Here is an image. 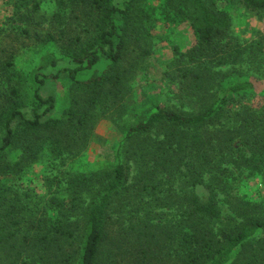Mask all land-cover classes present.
Returning <instances> with one entry per match:
<instances>
[{
	"label": "trees",
	"instance_id": "trees-1",
	"mask_svg": "<svg viewBox=\"0 0 264 264\" xmlns=\"http://www.w3.org/2000/svg\"><path fill=\"white\" fill-rule=\"evenodd\" d=\"M55 1L50 15L41 14L39 0L15 2L17 13L23 9L21 30L29 37L32 29H39L36 39L50 46L24 80L31 89V102L24 85L12 81V62L0 66L9 75V92L0 100V244L14 258L8 264H264V215L254 202L239 198L230 203L234 213L226 215L215 183V179L227 182L221 179L228 172L222 158L236 138L248 141L252 135L258 144L264 143V108L262 116L252 113L230 129L225 140L207 133L212 125L222 131L221 121L234 97L255 85L249 77L219 85L212 79L211 68L241 63L244 49L230 41L228 21L204 0H187L195 6L199 24L196 47L182 56L189 55L190 63L196 64L181 72L198 108L186 113L151 106L124 136V140L148 141H137L125 156L118 149L113 167L87 179L94 185L93 190L88 186L93 192L88 203L85 195H76L74 186L65 187L58 175L57 188L42 207L26 202L2 181L1 177L19 173L44 153L61 158L79 154L96 122L122 98L127 86L123 60L128 38L140 21L142 0ZM242 1L251 9L264 10V0ZM71 27L88 33H72ZM102 61L108 64L100 75L79 79L81 72ZM62 75L86 92L56 115L52 112L56 98L43 95L42 89ZM256 151L264 155L259 146ZM13 153L15 161L9 159ZM166 185L167 190L179 186L184 195L178 197L184 202L178 219L182 228L169 235L165 247L156 244L152 223L163 217L164 211L155 206L165 204ZM77 209L86 216L82 231L70 221ZM115 223L120 225L116 232Z\"/></svg>",
	"mask_w": 264,
	"mask_h": 264
},
{
	"label": "rangeland",
	"instance_id": "rangeland-1",
	"mask_svg": "<svg viewBox=\"0 0 264 264\" xmlns=\"http://www.w3.org/2000/svg\"><path fill=\"white\" fill-rule=\"evenodd\" d=\"M39 1L41 14L50 15L56 9L55 0ZM15 2L17 0H0V66L12 62L9 68L12 81H15L16 85H24L26 97L31 102V89L24 80L38 64L42 53L50 46L36 39V34L41 33L39 29H32L29 37L21 30L20 27L24 25L20 21L23 9L17 13ZM204 2L228 21L227 36L231 42L244 49L241 63L211 68L210 74H214L212 79L219 85L239 76L249 77L255 85L252 90L234 97L235 101L228 106L227 114L221 121L224 124L222 131H217L218 125L209 127L212 132L207 133L225 140L231 135L229 130L246 118L252 117V113L262 116L264 10L251 9L242 0ZM140 10V21L136 23V29L128 38L123 60V66L129 74L125 92L122 98L105 112L106 116L96 122L86 148L79 154L66 158L49 152L44 153L39 160L24 166L19 173L12 172L1 177L3 182L23 195L26 202H36L42 207L52 196V191L57 188L54 177L58 175L65 187L74 186L77 190L76 195H85L88 203L93 192L88 190L90 181L87 179L113 167L118 149L125 156L128 149L137 141H148L143 137L124 140V136L127 127L142 120L151 106L164 105L186 113L198 108L191 102L185 87L187 83L181 77L182 69L196 64L190 63L189 55L182 56L196 47V28L199 23L195 6L187 0H142ZM37 16L41 18L38 12ZM39 18L35 17L34 20ZM70 30L72 33H88L84 28L71 27ZM107 64L106 61H102L93 69L81 72L79 79L87 80L100 75ZM8 83V73L0 69V100L9 92ZM85 92L82 85L66 75L50 79L42 89L43 95H52L56 98V107L52 111L56 115H61L75 99L84 96ZM247 137L248 141L236 138L232 149L222 158V164L228 167V172L222 174L221 179L228 183L222 184L219 179H215L216 185L220 187L223 211L226 215L234 213L230 203L235 202L237 198L251 200L257 205L258 213L264 215V155H259L256 151L258 146L264 149V143L258 144L252 135ZM9 159L15 161V154H10ZM231 177L235 181H231L229 179ZM165 188L164 194L167 196L164 198L165 204L155 206L159 212L164 211L163 217L152 223V231L156 233L158 239L156 244L166 247L170 244L169 235L182 228L178 219L183 211L181 206L184 199L178 197L183 194L179 186L177 190H167L168 185ZM89 189H94L93 183ZM200 193L204 195V192ZM85 217L84 211L77 209L70 215L72 227L78 226L82 231ZM119 228V223L112 227L114 232ZM256 239H253V242ZM77 243L78 239L72 246L75 247ZM25 255L27 256L23 253V258ZM32 257L36 256L33 254ZM11 260H14L13 256H10V252L0 244V264H8Z\"/></svg>",
	"mask_w": 264,
	"mask_h": 264
}]
</instances>
